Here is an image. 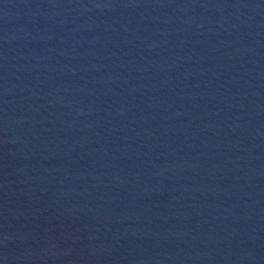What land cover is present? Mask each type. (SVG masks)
<instances>
[{
	"label": "water",
	"instance_id": "water-1",
	"mask_svg": "<svg viewBox=\"0 0 264 264\" xmlns=\"http://www.w3.org/2000/svg\"><path fill=\"white\" fill-rule=\"evenodd\" d=\"M0 264H264V0H0Z\"/></svg>",
	"mask_w": 264,
	"mask_h": 264
}]
</instances>
